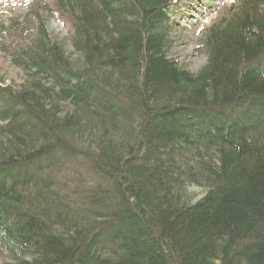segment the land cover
Here are the masks:
<instances>
[{
    "label": "trees",
    "instance_id": "obj_1",
    "mask_svg": "<svg viewBox=\"0 0 264 264\" xmlns=\"http://www.w3.org/2000/svg\"><path fill=\"white\" fill-rule=\"evenodd\" d=\"M178 1L29 0L0 27L25 75L0 78L3 264H264V0L204 28L197 73L169 57Z\"/></svg>",
    "mask_w": 264,
    "mask_h": 264
},
{
    "label": "rangeland",
    "instance_id": "obj_2",
    "mask_svg": "<svg viewBox=\"0 0 264 264\" xmlns=\"http://www.w3.org/2000/svg\"><path fill=\"white\" fill-rule=\"evenodd\" d=\"M51 6L55 0H46ZM240 0H179L176 9V25L173 27L171 36L173 48L169 52V57L178 64L185 66L189 71L197 73L207 62V57L201 47V38L204 28L226 13L230 5ZM212 3V5H207ZM29 0H0V27L10 25L13 21L22 20L28 11ZM187 13L183 16L182 12ZM190 15V17L188 16ZM193 21L195 25L189 21ZM47 25L49 33L57 43H59L67 57L75 67H80V56L75 53L72 46L71 26L62 20L53 10L48 15ZM185 25V27H184ZM188 26V27H187ZM0 78L6 84L19 88L25 82V75L20 68L11 61L8 51L0 49ZM65 110L71 111V106L66 105ZM204 191L198 186H190L187 191L188 196H193L197 200L203 196ZM0 264H3L0 257Z\"/></svg>",
    "mask_w": 264,
    "mask_h": 264
}]
</instances>
